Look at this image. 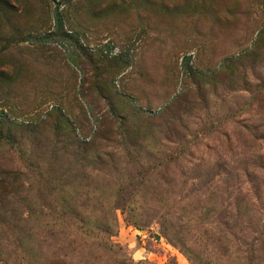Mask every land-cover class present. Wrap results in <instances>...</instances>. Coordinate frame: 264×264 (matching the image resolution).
Segmentation results:
<instances>
[{"label":"rangeland","instance_id":"obj_1","mask_svg":"<svg viewBox=\"0 0 264 264\" xmlns=\"http://www.w3.org/2000/svg\"><path fill=\"white\" fill-rule=\"evenodd\" d=\"M0 264H264V0H0Z\"/></svg>","mask_w":264,"mask_h":264},{"label":"trees","instance_id":"obj_2","mask_svg":"<svg viewBox=\"0 0 264 264\" xmlns=\"http://www.w3.org/2000/svg\"><path fill=\"white\" fill-rule=\"evenodd\" d=\"M101 91L103 92V91H105V89H102ZM110 95H112V97L109 98V100H112L113 98H115V97L117 96L116 93H112L111 91H110ZM123 125L127 126V122L124 121ZM124 128H127V127H124ZM124 128H123V127H120V129L118 128V130H119V133H118V134H120V132H121ZM127 129H128V128H127ZM122 133L126 136V134L124 133V131H123ZM126 133H128V132L126 131ZM59 139H60V136H59V135L55 136V140H56V141L60 142Z\"/></svg>","mask_w":264,"mask_h":264}]
</instances>
